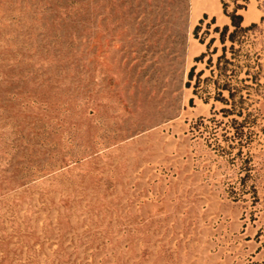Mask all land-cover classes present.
I'll return each mask as SVG.
<instances>
[{"label": "rangeland", "instance_id": "374dc122", "mask_svg": "<svg viewBox=\"0 0 264 264\" xmlns=\"http://www.w3.org/2000/svg\"><path fill=\"white\" fill-rule=\"evenodd\" d=\"M208 2L0 0V264H264V0L228 103Z\"/></svg>", "mask_w": 264, "mask_h": 264}, {"label": "trees", "instance_id": "16d2710c", "mask_svg": "<svg viewBox=\"0 0 264 264\" xmlns=\"http://www.w3.org/2000/svg\"><path fill=\"white\" fill-rule=\"evenodd\" d=\"M231 1L234 3V9L231 12H229L228 11L229 3L226 0H222L224 11L230 18V24H224L222 27L216 26L215 32L219 33V36L218 38L212 37L207 44L209 49L211 48V46L217 39H219L220 42L223 44V48H222L223 52L222 54L218 56L216 68H212L211 72L213 76L214 75L217 76V78L213 80V82L217 84L216 86L217 93L215 95V99L222 100L225 103H228L230 99H235V97L241 91L240 88L233 86V83H232L233 78L237 76V74L239 73V70H237L236 68H229L230 64H235V65H238V64L234 63L231 59L227 57L228 47L226 45V42L229 40L231 42V46H230L231 50L234 52H238L240 48L236 49L235 44L236 43L242 44L247 35V32L253 28L258 27V22H251L248 25H244V16L242 13L239 12L242 9L248 8L249 0H231ZM214 20L215 19L213 18V21ZM262 20H264V16L262 17ZM198 29L199 27L197 26L195 29L196 35L198 33ZM216 51H217V47L214 48L213 52H216ZM234 54L236 55V53ZM205 56H206V53L203 52L199 56L196 57V60L201 61L204 59ZM212 65H213V59L210 57L208 60V67L211 68ZM247 66L249 68L247 70V73L250 74V71H251L250 68L252 66L251 64H247ZM238 67L242 69V66L238 65ZM195 69H196V66L194 65L189 72L190 81L188 82V85H191L190 82L191 80H193L195 76ZM202 74H203V70L197 73L198 80L194 85L195 94H199V87L201 86L202 81L204 82L211 81L212 79L211 77H206L205 79H201ZM221 79L223 80V82H220ZM226 90L228 91V96H225L223 94L224 91ZM204 100L206 102L209 101V96L205 97ZM223 111H225V113L227 114H230L232 113V111H235V110L224 108ZM238 113L241 115L243 114L242 111H239Z\"/></svg>", "mask_w": 264, "mask_h": 264}, {"label": "bare ground", "instance_id": "6f19581e", "mask_svg": "<svg viewBox=\"0 0 264 264\" xmlns=\"http://www.w3.org/2000/svg\"><path fill=\"white\" fill-rule=\"evenodd\" d=\"M203 1H204L205 7H207L208 9H212L211 6H209L208 0H203Z\"/></svg>", "mask_w": 264, "mask_h": 264}]
</instances>
